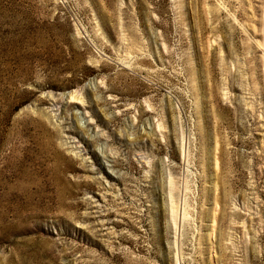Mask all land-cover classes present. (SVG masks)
<instances>
[{"label": "rangeland", "instance_id": "1", "mask_svg": "<svg viewBox=\"0 0 264 264\" xmlns=\"http://www.w3.org/2000/svg\"><path fill=\"white\" fill-rule=\"evenodd\" d=\"M0 264H264V0H0Z\"/></svg>", "mask_w": 264, "mask_h": 264}]
</instances>
